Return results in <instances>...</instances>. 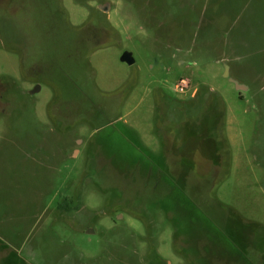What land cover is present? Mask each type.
Here are the masks:
<instances>
[{"label": "rangeland", "instance_id": "1", "mask_svg": "<svg viewBox=\"0 0 264 264\" xmlns=\"http://www.w3.org/2000/svg\"><path fill=\"white\" fill-rule=\"evenodd\" d=\"M0 264H264V0H0Z\"/></svg>", "mask_w": 264, "mask_h": 264}, {"label": "trees", "instance_id": "2", "mask_svg": "<svg viewBox=\"0 0 264 264\" xmlns=\"http://www.w3.org/2000/svg\"><path fill=\"white\" fill-rule=\"evenodd\" d=\"M203 95H208L210 96L209 99H211L212 101L210 102V110L212 109V113L218 117H224V108H223V104H222V100L220 99V97L218 96V94H216L215 92L211 91L210 89H207L205 87H202L199 90V96L198 98H194L196 101H200V103L202 104L203 102ZM65 205L67 206V203L64 202L60 205V209H62L63 207H65ZM68 206H69V202H68Z\"/></svg>", "mask_w": 264, "mask_h": 264}, {"label": "water", "instance_id": "3", "mask_svg": "<svg viewBox=\"0 0 264 264\" xmlns=\"http://www.w3.org/2000/svg\"><path fill=\"white\" fill-rule=\"evenodd\" d=\"M100 9L103 10V11H105V12H107V11L109 10V5L101 6ZM121 60H122L123 62L128 63L129 65H133V64L135 63L132 54H131V53H128V52H126V53L122 56ZM228 74H229V73L227 72V75H226V76H228ZM232 82L236 84V86H237V90H244V89H246V87L241 86L236 80H232Z\"/></svg>", "mask_w": 264, "mask_h": 264}, {"label": "built area", "instance_id": "4", "mask_svg": "<svg viewBox=\"0 0 264 264\" xmlns=\"http://www.w3.org/2000/svg\"><path fill=\"white\" fill-rule=\"evenodd\" d=\"M178 91L180 93H184L190 89V84L188 81L182 80L181 84L177 87Z\"/></svg>", "mask_w": 264, "mask_h": 264}]
</instances>
